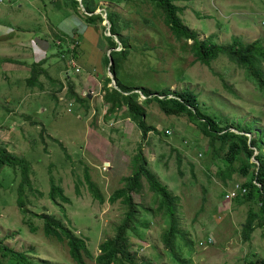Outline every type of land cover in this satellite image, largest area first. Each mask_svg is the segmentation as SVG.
Masks as SVG:
<instances>
[{
  "label": "rangeland",
  "instance_id": "374dc122",
  "mask_svg": "<svg viewBox=\"0 0 264 264\" xmlns=\"http://www.w3.org/2000/svg\"><path fill=\"white\" fill-rule=\"evenodd\" d=\"M67 1L0 0V25H18L28 32L36 31L37 36H41L39 29H42L51 32L53 40L48 51L40 52L48 55L43 63H37L39 59L34 56V41L33 47L0 49V144L28 161L32 187L42 194L24 190L25 209L31 212L24 215L17 201L21 173L19 169L2 168L0 239L4 238L14 251L26 253L34 264H75L66 242L44 234L43 221L38 217L50 214L86 240L96 259L100 245L115 237L116 228L127 212L121 201L112 204L109 198L115 190L126 186L125 180L138 167L134 165L136 156L144 154L148 169L180 199L176 218L190 244L186 247L181 239L177 250L183 260L189 261L187 264H249L264 259L263 230H258L251 242L244 240L243 225L250 205L224 198V194L231 193L233 185H243L248 178L234 173L224 186L218 178L209 177L204 162L208 139L186 117H168L152 104L146 109L145 123L156 131L145 135L139 122L128 118L126 111L108 113L110 106L104 103L105 82L110 78L112 84L116 79L106 58H111L112 49L103 39L104 35L111 36L107 13L119 14L120 37L131 48L120 67L119 86L115 82L112 90L124 95L137 92L139 104L146 99L141 94L143 91H150V98L166 91L193 92L199 104L212 113L243 126L256 122L257 133L264 131V95L228 59L219 57L210 68L197 63L191 42H178L164 25L163 17L144 0V3L124 0L121 4L96 0L99 1L96 13L102 14L104 20L96 26L89 25L84 17L94 13H76L67 6ZM175 5L183 9L184 25L202 41L210 36L217 44L230 43L233 38L242 39L246 44L264 39V0H178ZM21 7L27 13L17 16L19 20L8 12ZM217 25L227 26L226 31ZM63 37H70V45L61 47L64 49L61 52L58 39ZM114 38L118 42V36ZM81 54L89 56L92 64L102 54L106 56L100 69L97 66L82 69L70 82L64 72L71 59L78 61ZM10 57L18 61L27 59L28 65L20 68L16 63L10 64L6 61ZM32 63L47 67L55 80L51 82L42 76L39 81L43 89L30 87L27 80ZM71 86L77 97L70 93ZM178 155H181V165ZM141 160L139 163H143ZM219 166L216 162L212 167ZM234 168L238 170L239 163ZM87 175L104 196V204L93 198L86 183ZM52 178L71 200L69 204L63 203L66 215L51 199ZM143 184L136 204L143 221L151 225L150 229L140 231L148 247L140 249L138 242L143 240L131 236V248L139 264H179L173 261L162 242V234L167 229L164 212H158L159 205L154 203L155 196L146 179ZM59 203L62 202L59 200ZM148 209L156 218L147 213ZM86 264L96 263L87 260Z\"/></svg>",
  "mask_w": 264,
  "mask_h": 264
},
{
  "label": "trees",
  "instance_id": "16d2710c",
  "mask_svg": "<svg viewBox=\"0 0 264 264\" xmlns=\"http://www.w3.org/2000/svg\"><path fill=\"white\" fill-rule=\"evenodd\" d=\"M106 1L121 4L124 0ZM144 1L154 6L155 13L163 17L164 25L170 29L178 42L182 40L191 42V52L196 57L197 63L210 68L217 58L228 59V62L235 66L234 69L243 70L246 74V80L264 95V39H260L252 44H246L242 39L233 38L230 43L217 44L214 41V37L210 36L202 41L199 39L197 33L192 32L184 25V20L182 19L183 9L175 5V2L178 0ZM144 1L141 0L143 3ZM98 2L96 0H82L81 2L69 0L67 1V6L73 8L76 13L84 11L87 14H93L98 9ZM107 14L111 36L104 35L103 39L107 42L109 48L112 49L110 52L111 58L109 59L106 56L107 65L119 86L120 67L122 62L128 58L131 48H128L127 40L120 37L121 30L118 27L119 14L117 12H109ZM102 16V14L93 16L84 15L86 22L91 26L103 23ZM197 16L201 17L198 13ZM217 26L220 27L219 25ZM220 28L225 32L227 26H221ZM114 36H118V42ZM63 38L58 39L62 40L59 47H66L65 44L70 45L68 42L70 38ZM102 44L100 45L101 47ZM118 47L122 48L116 50ZM60 49L63 50L62 48ZM8 63L15 64L17 62L10 61L9 59ZM41 66V64H33L30 67L31 75L27 80L30 87L38 86L40 89H43V85L39 81L42 76H46L51 81H54L49 76L48 71L44 70ZM225 73H228V69L225 70ZM110 83L111 79L108 78L105 82L104 97V103L110 106L108 113L112 115L114 113L118 114L119 111H126L128 118L139 122V126L143 129L145 135L150 131H156L155 128L148 127L145 123L146 109L152 104H156L168 117H186L199 131V134L204 139H208L209 145L205 147L207 160H203L209 177L214 176L218 178L223 182L224 186H227L226 180L230 179L234 173L248 178L247 182L242 185L244 187L243 190H246L245 194L239 192L234 198L243 204L250 205L247 221L243 225L244 240L249 243L253 240L254 234L258 230L264 231V131L262 133L256 132V122L243 126L242 123L229 121V119L202 107L198 102V97L189 91H183L179 94H172L166 91L152 98H150V91H143L141 93L145 95L146 99L143 103L139 104L140 95L137 92L131 94L130 91L126 90L130 94L124 95L119 90L108 88ZM74 89V86H71L70 93L77 97ZM80 102L83 103L82 100ZM254 134L256 136H253ZM165 135H169L168 131ZM198 142L200 143V141ZM203 151L199 153L200 158H203V155H201ZM143 155L136 156L134 165L138 167L133 176L125 180L126 186L115 190L109 198V202L112 204L121 201L127 207V212L122 223L116 228L115 237L104 241L100 245V253L96 259L93 258L86 240L68 228L63 220L50 214L37 216L43 221V231L47 237L56 238L59 242H66L68 244L71 258L75 264H86L87 260L96 264H139L136 254L133 248H131V236L143 240V242L140 241L138 243L140 247H145L147 243L145 238L140 236V231L148 230L151 227L150 223L143 221V217L140 216L136 204V196L144 189V179L147 180L149 189L155 196L154 203L159 205L158 212H164L163 218L167 222V229L162 234V242L165 248L169 249L173 261L179 264H187L189 262L183 260L182 253H179L180 250H177L179 240L181 239L185 241L186 247L190 244L180 230L176 218V208L180 204V199L172 195L168 188L159 181L156 174H153L148 169V164ZM140 160L143 163H139ZM216 162H219L220 166L217 169H213V163ZM178 163L181 165V155H178ZM236 163H239L238 170L234 168V164ZM4 167L19 169L21 181L17 189V194L19 195L17 200L18 205L24 215H31V212L25 209L24 190L28 188L39 195L42 194L32 187L30 164L25 159L8 152L6 145L0 144V171ZM179 173L183 176L181 171ZM51 183L53 184L50 195L51 199L55 204L60 206L62 212L66 215L67 210L63 206V203L69 204L71 200L65 195L64 189L56 184L54 178L51 179ZM86 183L93 198L99 203L104 204L106 202L104 196L97 186L91 182L89 175L86 176ZM59 200L62 203H59ZM146 211L149 215H152V218H156L149 209ZM31 230L36 232V228L34 227ZM0 264L34 263L27 259L26 253L16 252L7 246L6 240L2 238L0 239ZM249 264H264V259H259Z\"/></svg>",
  "mask_w": 264,
  "mask_h": 264
},
{
  "label": "crops",
  "instance_id": "0c3cea01",
  "mask_svg": "<svg viewBox=\"0 0 264 264\" xmlns=\"http://www.w3.org/2000/svg\"><path fill=\"white\" fill-rule=\"evenodd\" d=\"M22 7H21L20 10L11 9L8 12L13 14L15 17L23 15V13H27V12H23L24 10L22 9ZM50 11H52V10H49V12ZM49 12H47V13H49ZM66 12L71 14V11H66ZM17 19L19 20L18 17H17ZM64 26H67V25H64ZM29 32L27 30H25V29H22L18 25H16L15 27L12 24H8L7 27L3 26V25H0V43H1L0 44V49H2L3 51H6L8 49V47H13L14 49H15V47H19V48L20 47H33V45H31V42H33L35 40V38L44 39V40L49 41L50 43H52V41H53L52 40V34L49 31L46 32V31H42V29H39V32H40L41 36H37V32L36 31L29 30ZM51 46H50V48H51ZM35 47H37V46H35ZM35 47H33V50H34V53H35L34 56H35V58L39 59V62H37V63H40V62L44 61V58H47L48 55H44V54L40 55L41 51H46V50L38 49V48H35ZM28 55H29V52H28ZM103 56H106V54H102L100 56V58L99 59L97 58L96 62L94 64H92V63H89L90 62L89 61V56L81 54L80 58H78V61H76V63L81 68V70L82 69H86L87 70V68H90V67L94 68L95 66H97V68L100 69V67L102 66ZM9 59H10V61L17 62L16 65H19L20 68H24V67H26L28 65L27 64V59H24V61H18V59L10 57V58H6V61L8 62ZM34 61H35V59H33V63H34ZM30 67H32V66H30ZM28 68H29V66H28ZM44 70H47V67ZM48 74L52 78V80H55L51 76L49 71H48ZM43 77H46V76H43ZM47 79H49V78H47ZM91 79H93V77H91Z\"/></svg>",
  "mask_w": 264,
  "mask_h": 264
},
{
  "label": "clouds",
  "instance_id": "9594fccd",
  "mask_svg": "<svg viewBox=\"0 0 264 264\" xmlns=\"http://www.w3.org/2000/svg\"><path fill=\"white\" fill-rule=\"evenodd\" d=\"M96 13V12H95ZM95 13H94V15H95ZM34 44H35V46H37V44L34 42ZM51 44V43H50ZM59 44L61 45V41H59ZM38 47V46H37ZM61 48V47H60ZM63 49V48H62ZM61 52H63V50H61V49H59ZM47 51V50H46ZM109 53H110V51H109ZM62 54V53H61ZM63 56H66V55H63ZM73 62L74 63H76V59L75 58H72L71 59V62H69V67L66 69L67 71L66 72H64V77H65V75H66V77L70 80V82L74 79V77H76L77 75H79L80 73H81V68L77 65V63H76V65L80 68V73H78V74H74L73 76H71L70 78L68 77V73L70 72V71H73V72H75V68H74V66H73ZM109 70H110V68H109ZM65 77V78H66ZM64 78V79H65ZM69 80H68V82H69ZM115 80H114V82H112V84H109L108 85V88H112V86H113V84L115 85ZM117 85V84H116ZM141 94H143V93H141ZM89 99H91V97L89 98ZM251 136V135H250ZM243 188L244 187H242V185H234V187L233 188H231L230 190H231V193L232 192H236L235 193V195L232 197V198H227L228 197V195L229 194H231V193H226V194H224V198L228 201V202H230V200H232V199H234L235 198V196L236 195H238L239 194V192H242V193H244L245 194V192H246V190H243ZM212 241V240H211ZM208 243H210V242H208ZM212 243V242H211ZM148 247V244L145 246V247H140V249H143V250H145L146 248ZM134 251V250H133Z\"/></svg>",
  "mask_w": 264,
  "mask_h": 264
},
{
  "label": "water",
  "instance_id": "95a60500",
  "mask_svg": "<svg viewBox=\"0 0 264 264\" xmlns=\"http://www.w3.org/2000/svg\"><path fill=\"white\" fill-rule=\"evenodd\" d=\"M34 42L37 44L38 47H40V49L43 50H48L51 46L49 41L40 38H35Z\"/></svg>",
  "mask_w": 264,
  "mask_h": 264
},
{
  "label": "built area",
  "instance_id": "2783aa9c",
  "mask_svg": "<svg viewBox=\"0 0 264 264\" xmlns=\"http://www.w3.org/2000/svg\"><path fill=\"white\" fill-rule=\"evenodd\" d=\"M73 66H74V68L76 69L75 70V72H73V71H70L67 75H68V77L70 78L71 76H73L74 74H78V73H80V68L76 65V63H74L73 62ZM235 191L234 192H232L231 194H229L228 195V197L227 198H232L234 195H235ZM212 242V241H211Z\"/></svg>",
  "mask_w": 264,
  "mask_h": 264
}]
</instances>
